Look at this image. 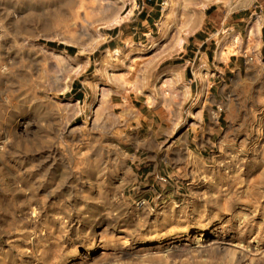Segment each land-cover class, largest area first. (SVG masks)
Listing matches in <instances>:
<instances>
[{"label": "rangeland", "instance_id": "374dc122", "mask_svg": "<svg viewBox=\"0 0 264 264\" xmlns=\"http://www.w3.org/2000/svg\"><path fill=\"white\" fill-rule=\"evenodd\" d=\"M187 9L0 0V264H264V0H192V36ZM136 47L191 59L182 125L168 84L159 117L116 125Z\"/></svg>", "mask_w": 264, "mask_h": 264}, {"label": "crops", "instance_id": "0c3cea01", "mask_svg": "<svg viewBox=\"0 0 264 264\" xmlns=\"http://www.w3.org/2000/svg\"><path fill=\"white\" fill-rule=\"evenodd\" d=\"M209 1L214 2L215 0ZM220 1L227 4L231 0ZM257 1L241 0V3L254 4ZM183 3L186 4L188 9L182 16L183 18L179 20L174 31H176V34L182 33L192 36V28H194L192 27V0H183ZM205 22V14H203L199 18V24L194 25L195 29L202 27ZM168 48L157 47L148 50L139 47L133 48L129 52L131 56L125 67L116 73L114 78H111L109 102L115 109L113 112L122 113L123 119L116 123L121 130L124 131L135 122L137 125L145 123L147 118L144 112H153V118L159 117V112L160 114L164 113V102L166 100L164 97H166L165 93L169 88H166L165 91L160 89L162 84L172 86L173 92L177 94L178 102L184 104L182 110L175 112L180 125L185 122L187 108L192 111V81L187 82V77L191 79V59H184V62L189 60L187 65L182 62L170 65L165 57ZM194 113H199V121L204 120L203 114H200L201 112ZM187 120L189 125L192 126V118ZM189 130H192V128H189Z\"/></svg>", "mask_w": 264, "mask_h": 264}, {"label": "bare ground", "instance_id": "6f19581e", "mask_svg": "<svg viewBox=\"0 0 264 264\" xmlns=\"http://www.w3.org/2000/svg\"><path fill=\"white\" fill-rule=\"evenodd\" d=\"M120 23L119 19L118 18H114V19H111L110 21H108L107 23V27H114L116 25H118ZM257 33V32H256ZM184 38H181L178 40V42L176 43L175 45V48H177L178 50L182 49L183 48V44H184ZM233 53V52H232ZM204 71V70H203ZM205 75V74H204ZM176 78V77H175ZM230 255V254H229ZM235 255V254H234ZM233 255V257H234ZM237 255V254H236ZM232 257V256H231Z\"/></svg>", "mask_w": 264, "mask_h": 264}, {"label": "trees", "instance_id": "16d2710c", "mask_svg": "<svg viewBox=\"0 0 264 264\" xmlns=\"http://www.w3.org/2000/svg\"><path fill=\"white\" fill-rule=\"evenodd\" d=\"M188 74H189V72H188Z\"/></svg>", "mask_w": 264, "mask_h": 264}]
</instances>
